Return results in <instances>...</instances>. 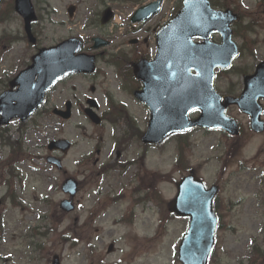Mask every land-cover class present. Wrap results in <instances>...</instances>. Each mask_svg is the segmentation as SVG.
<instances>
[{"label":"rangeland","instance_id":"obj_1","mask_svg":"<svg viewBox=\"0 0 264 264\" xmlns=\"http://www.w3.org/2000/svg\"><path fill=\"white\" fill-rule=\"evenodd\" d=\"M10 1L0 0V60L9 65L14 58H20L21 53L29 56L34 52V48H30L27 42L14 43V38L18 37L23 28L21 19L14 17L10 10ZM147 2L150 0H33L38 17L34 27L38 38L37 46L53 45L75 35L86 40L107 30L114 35L115 42L114 47L110 46L106 51L110 50L113 59L118 60L124 69L132 57L137 60L152 56L151 32L155 26L159 27L164 20L170 18L180 4V0H163L159 14L138 29L133 27L134 38L141 40L149 37L147 46L140 42L141 44L128 48L125 46L127 40L133 37L130 34L132 26L128 22L129 12ZM214 2L219 8H231L239 14V21L233 26V30L236 31L234 41L241 47V56L229 71L220 72L216 79L223 91L229 88L231 91L241 81L244 71L241 75L236 73L245 68L251 71L264 57V0ZM68 7L75 9L72 17L67 14ZM107 7L114 10L122 27H114L113 23L107 26L100 24V17L97 15ZM90 20H96V28L84 29ZM117 46L120 47L119 50L116 49ZM119 57L121 58L118 59ZM99 69L95 84L103 98L118 87L115 74L122 75L125 79L126 93L114 97V103L120 110L114 114L119 119L112 125L105 123L101 127L88 124L84 116L67 123L46 119L44 123L32 121L28 124L29 130L24 134L23 147L32 148L30 153L33 155L28 159L34 167H27L28 162L21 160L16 170H34L37 176L31 183L27 181L29 178L26 180L30 188L24 192L18 189L21 187V182L17 181L19 176L12 182L16 184L19 191L17 196L22 203L33 205L23 209L19 205L13 207L7 197L0 207L3 223L0 229V264H50L54 255L60 258L61 264H180L177 261L176 247L186 231V220L171 217L160 231L156 229L160 222L169 217L166 205L175 195L174 182L181 176L193 167L203 174L207 183L213 182L217 177L213 150H221L225 137L219 133L203 136L201 132L195 131L185 136H171L160 145L143 148L139 139L130 137L133 127L141 132L145 130L147 116V110L136 104L130 95L134 88L132 79L124 76L121 68H108L103 62L99 64ZM89 85V80L81 77L66 80L56 87L53 102L59 103L62 97L66 99L73 96L82 102L84 95L91 94ZM127 88H130L129 92ZM102 101L104 109L109 112L108 102L105 99ZM124 111H127V118L121 120ZM38 120L44 119L38 117ZM79 124L84 126L78 127ZM17 130L16 124H13L6 134L14 139L18 135ZM123 135L128 137L123 146L124 151L116 155V140ZM60 136L72 140L73 147L63 156V168L58 172L46 165L43 155L46 153L44 147L47 140ZM179 147L182 148L183 162L178 166ZM7 150L0 146V163L9 161L5 159ZM97 150L99 154L96 153ZM21 154L15 159H19ZM82 157L84 160L80 159ZM126 162L130 164L122 167ZM113 163V169L104 167ZM117 164L121 168L115 166ZM2 171L5 181L8 177L6 168ZM67 177L78 181V191L73 199L75 208L70 213L59 208L60 200L67 198L60 191L62 181ZM6 188L7 184L0 186V198L5 195ZM136 190L141 194L146 193L142 198L146 196L149 201L145 203L147 199L144 198L143 202L135 203L132 207L134 223L116 221L127 204L139 196L138 193L135 194ZM118 192L124 193L122 198L128 201L113 203L115 199L112 196ZM158 192L159 198L154 197ZM41 197L49 199L41 201ZM263 212L244 211L239 217L226 219L218 231V253L210 264H240V257L244 258L243 264H246L250 260V250L254 249V244L263 250ZM109 245H113V251L107 252ZM238 246H242L241 249ZM263 259L264 257L256 264H261Z\"/></svg>","mask_w":264,"mask_h":264},{"label":"water","instance_id":"obj_2","mask_svg":"<svg viewBox=\"0 0 264 264\" xmlns=\"http://www.w3.org/2000/svg\"><path fill=\"white\" fill-rule=\"evenodd\" d=\"M183 3V9L177 16L158 32L157 44L159 55L163 54L167 40H170L169 44L172 50L176 46L183 49V58H175L172 61L174 70L179 75L175 82L182 81L185 78L183 74L189 68L199 69L193 63L199 64L200 62L205 64V67L201 66L204 69L202 75L206 77L205 86L207 92L204 93L208 97V101L210 99L211 105L215 108L217 106L214 100L215 97L211 96L213 92L210 91L212 87L211 74L215 66L221 65L227 67L230 65L229 62L237 53L234 44L230 41L231 30H229V24L236 16L229 10L214 12L209 9L206 0H184ZM14 7L18 15L20 14L24 19V28L28 39L30 42H34L35 39L31 34L30 21L34 20L35 17L30 0H14ZM157 7L158 2L139 8L132 17V21L150 17L152 13L156 12ZM217 31L222 34L223 44L211 47L207 38L210 33ZM195 36L203 37L205 43L196 45L191 43L190 39ZM73 41L68 40L53 46V48L40 49L37 54L32 56V65L23 70L11 82L12 86L19 85V88L16 91L4 93L0 97L2 120L6 121L13 117H19L21 120H24L38 105L44 94V90L52 85L56 79L63 76L66 71H68L67 73H71L76 72V70H82L79 59H77L78 56H73L79 49V44L75 42L76 40ZM90 62L87 63L89 65L87 68L91 71L92 65ZM186 63H189L190 66L184 68ZM263 64L259 65L258 69L262 68ZM149 66L150 64H146L143 61L135 64V76L146 81L145 72ZM35 76L37 78L34 81ZM143 97L144 92L137 94L139 100H142ZM193 103L195 104L194 101ZM198 107L201 106L198 105ZM204 108L208 122L204 121L203 115L194 123L189 122L183 117L179 118V123L177 124L161 127L153 115L148 129L142 137V142L158 143L168 134L178 130H187L192 124L209 126L208 124L213 119L212 113H209L208 108L205 106ZM94 121L97 122L96 119ZM219 123H222V119L210 126H217ZM53 145L60 146L64 150L68 148V144L65 141H58V143H54ZM199 183L192 175L182 178L176 185L178 187V194L170 205V208L175 210L177 214H188L191 218L189 230L179 246V261L182 264H206V259L212 251L214 242L215 217L212 215L208 196H205L198 189ZM66 209L68 210L70 207ZM53 264H57L56 260H54Z\"/></svg>","mask_w":264,"mask_h":264},{"label":"flooded vegetation","instance_id":"obj_3","mask_svg":"<svg viewBox=\"0 0 264 264\" xmlns=\"http://www.w3.org/2000/svg\"><path fill=\"white\" fill-rule=\"evenodd\" d=\"M90 25L91 27H95L93 22H91ZM102 36H105L103 39L108 42L107 47L113 44L115 39H112L111 35L103 33ZM89 48V43H84L83 51L90 52ZM104 50L105 48L97 50L96 52L94 51L93 54L95 55L96 61L99 59L104 61L105 58H102L105 54ZM104 63L107 65L108 62L104 61ZM242 87V81L241 83L238 82L235 84L233 91L230 93L237 97L241 93ZM219 94H221V96L224 95V93ZM73 100L77 105L80 103L79 99ZM257 102L262 108L261 119L264 127V100L260 98ZM227 111L231 118L236 119L238 128H240V134L237 137H233V140L227 139L228 141L226 147L224 148V156L226 157H224V159H220V162L227 160L229 165L234 163L235 165L231 167V170L225 171L227 168L226 164L223 171L219 172L214 184L218 185L220 194L232 196V199L236 202V204L235 206H231L230 204H232V202L223 200L216 194L213 206L219 219H225V217H235L234 213L238 212V210L235 212L229 210L227 211L225 208H253L254 206L247 205V202H252L257 197L264 194V129L262 132L253 131L252 128H250L249 117L245 113H241L236 105H231ZM198 114L199 112H193L191 113L190 118L193 119L198 116ZM238 115H244V117L240 119L237 117ZM202 131L204 133L208 132L206 130ZM232 146L233 149H231ZM218 159L219 158L217 156L214 158V160ZM222 179L224 180V187H221L219 184Z\"/></svg>","mask_w":264,"mask_h":264}]
</instances>
